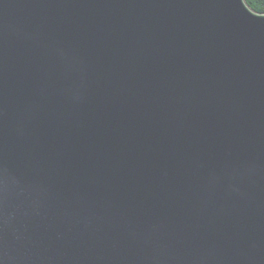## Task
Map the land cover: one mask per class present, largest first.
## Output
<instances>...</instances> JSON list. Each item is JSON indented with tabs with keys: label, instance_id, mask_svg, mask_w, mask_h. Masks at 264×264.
<instances>
[{
	"label": "water",
	"instance_id": "obj_1",
	"mask_svg": "<svg viewBox=\"0 0 264 264\" xmlns=\"http://www.w3.org/2000/svg\"><path fill=\"white\" fill-rule=\"evenodd\" d=\"M0 264H264V13L0 0Z\"/></svg>",
	"mask_w": 264,
	"mask_h": 264
},
{
	"label": "trees",
	"instance_id": "obj_2",
	"mask_svg": "<svg viewBox=\"0 0 264 264\" xmlns=\"http://www.w3.org/2000/svg\"><path fill=\"white\" fill-rule=\"evenodd\" d=\"M249 7L258 13H264V0H246Z\"/></svg>",
	"mask_w": 264,
	"mask_h": 264
}]
</instances>
